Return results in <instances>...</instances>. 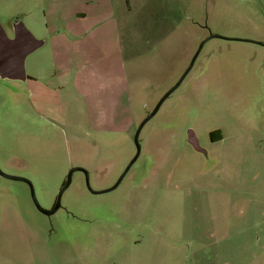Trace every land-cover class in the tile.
<instances>
[{"label": "rangeland", "instance_id": "1", "mask_svg": "<svg viewBox=\"0 0 264 264\" xmlns=\"http://www.w3.org/2000/svg\"><path fill=\"white\" fill-rule=\"evenodd\" d=\"M18 13L47 46L0 78V170L46 211L73 168L112 188L219 38L114 191L76 172L47 217L0 176V264H264V0H0Z\"/></svg>", "mask_w": 264, "mask_h": 264}, {"label": "water", "instance_id": "2", "mask_svg": "<svg viewBox=\"0 0 264 264\" xmlns=\"http://www.w3.org/2000/svg\"><path fill=\"white\" fill-rule=\"evenodd\" d=\"M9 26H10L9 29H11L10 32L12 36L9 35L8 29L0 21V78L3 80L19 81V82L26 84L30 80L27 74V66H26L27 60L30 56H33V54H35L36 52H38L39 50L47 46V40L38 39L32 33L31 29L27 27L23 16H16V17L14 16V18L10 21ZM213 38H219V36H210L207 40H205L204 42H202V44H200V47L198 51L196 52V54L194 55L192 62L190 66L188 67V69L186 70L185 74L182 75V77L179 79L177 84L170 91L167 92V94L160 100V102L158 103L156 108L152 111V113H150L141 123V125L139 126L135 134V143H136L135 145L137 148L136 156L134 157L133 161H131L128 168L126 169L124 174L121 176V178L118 180L116 185L113 186L112 188L105 190V191H101V192L93 191L90 186L87 171L80 167L73 168L68 173V176H67L68 180L66 181V184L64 185L63 189L60 191L58 195L55 208L51 211H46L39 205L37 197L35 196L34 186L30 182V180L23 179L20 177L8 176L4 174L1 170H0V175L10 180L21 181V182L28 184L31 189V196L33 197L32 199L37 209L41 213H44L45 215L49 217L55 214L61 208V200H62L63 194L71 186L73 174L76 172H82L85 174L87 178L86 184L88 186V189L93 194H103V193L105 194V193L114 191L123 181L124 177L126 176V174L130 170L132 165L137 161V159L139 158L141 154L139 136H140L142 129L157 114V112L159 111L164 101L181 86V84L184 82L189 72L192 70L199 54L201 53L203 46L205 45L207 41ZM261 45L264 46V44H261ZM195 134L196 133H194L193 131L192 132L189 131V141L197 149V146L194 144L193 139H192L196 137L195 140L199 141L198 137Z\"/></svg>", "mask_w": 264, "mask_h": 264}, {"label": "flooded vegetation", "instance_id": "3", "mask_svg": "<svg viewBox=\"0 0 264 264\" xmlns=\"http://www.w3.org/2000/svg\"><path fill=\"white\" fill-rule=\"evenodd\" d=\"M8 32H9V35L10 36H12V34H11V32H10V30H8ZM192 62V61H191ZM191 62H190V64H191ZM190 64H189V66H190ZM188 66V67H189ZM194 67V66H193ZM188 69V68H187ZM186 69V70H187ZM192 70H193V68H192ZM191 70V71H192ZM191 71L189 72V74L191 73ZM186 72V71H185ZM188 74V75H189ZM187 75V76H188ZM187 78V77H186ZM185 81V80H184ZM189 131H193L194 133H196L195 135L198 137V135H197V132L195 131V129H193V128H190L189 130H188V132H187V139H186V141H187V144L191 147V149L194 151V152H196L197 154H199L200 156H202L203 158H204V161H209V160H211V159H215L216 157H214V156H210V153H209V151H208V149H206L205 147H203V145H202V143H201V141L199 140V141H197V140H195L196 139V137L195 138H192L193 139V142H194V144L197 146V149L194 147V145L189 141ZM222 132H220V130H215V131H212L211 133H210V142L212 143V144H217L218 142H220V140L222 141ZM198 139H199V137H198ZM136 153H137V151H136ZM136 156V155H135ZM140 157H141V154H140V156H139V158L137 159V161H139V159H140ZM134 159V158H133ZM132 159V160H133ZM137 161L132 165V167L130 168V170L128 171V173L126 174V176L124 177V179L128 176V174H129V172L131 171V169L135 166V164L137 163ZM131 163V162H130ZM129 163V164H130ZM129 166V165H128ZM128 166H127V168H128ZM126 168V169H127ZM126 171V170H125ZM124 171V172H125ZM80 173H82V172H80ZM82 174H84V173H82ZM124 174V173H123ZM122 174V175H123ZM85 175V174H84ZM1 176V175H0ZM2 177V176H1ZM3 178H5V177H3ZM86 178V177H85ZM5 179H7V178H5ZM123 179V180H124ZM8 180H10V179H8ZM68 180V179H67ZM66 180V181H67ZM14 181V180H13ZM21 182V181H20ZM24 183V182H23ZM122 183V182H121ZM120 183V184H121ZM26 184V183H25ZM65 184H66V182H65ZM64 184V185H65ZM28 185V184H27ZM87 185V184H86ZM116 185V184H115ZM114 185V186H115ZM29 186V185H28ZM29 188H30V186H29ZM31 190V189H30ZM87 190H89L88 189V186H87ZM108 190V189H107ZM91 192V191H90ZM32 201H33V199H32ZM33 203H34V201H33ZM34 206H35V208H36V210L38 211V212H40L38 209H37V207H36V205H35V203H34ZM55 207H53L52 208V210L54 209ZM41 213V212H40ZM43 215H45L44 213H43ZM45 216H47V215H45ZM47 217H49V216H47Z\"/></svg>", "mask_w": 264, "mask_h": 264}, {"label": "crops", "instance_id": "4", "mask_svg": "<svg viewBox=\"0 0 264 264\" xmlns=\"http://www.w3.org/2000/svg\"><path fill=\"white\" fill-rule=\"evenodd\" d=\"M17 16H23V18H24V21H25V23H26V15L24 16V14L22 15V14H19L18 13V15ZM13 17V16H12ZM16 17V16H15ZM14 18V17H13ZM13 18H11L10 19V21L13 19ZM2 22V21H1ZM4 24V26L8 29V30H11V29H9V26L8 25H6L5 23H3ZM26 25H27V23H26ZM28 27V26H27ZM29 28V27H28ZM33 33V32H32ZM35 35V34H34ZM262 44H264V43H262ZM30 79V78H29ZM32 79H30L29 81H31ZM28 81V82H29Z\"/></svg>", "mask_w": 264, "mask_h": 264}]
</instances>
